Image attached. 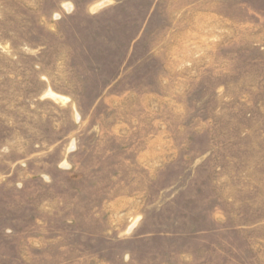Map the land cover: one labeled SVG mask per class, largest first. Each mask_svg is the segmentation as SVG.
Instances as JSON below:
<instances>
[{
  "label": "rangeland",
  "instance_id": "obj_1",
  "mask_svg": "<svg viewBox=\"0 0 264 264\" xmlns=\"http://www.w3.org/2000/svg\"><path fill=\"white\" fill-rule=\"evenodd\" d=\"M0 264H264V0H0Z\"/></svg>",
  "mask_w": 264,
  "mask_h": 264
}]
</instances>
